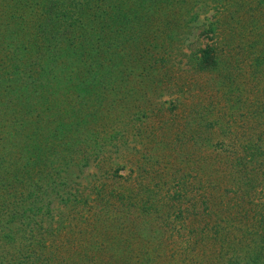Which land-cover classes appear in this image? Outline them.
Instances as JSON below:
<instances>
[{"label": "rangeland", "instance_id": "374dc122", "mask_svg": "<svg viewBox=\"0 0 264 264\" xmlns=\"http://www.w3.org/2000/svg\"><path fill=\"white\" fill-rule=\"evenodd\" d=\"M102 1L107 6V1ZM108 1L114 6L110 14L113 10L114 17L121 21L140 18L144 1L150 2V6L155 2ZM158 1L151 32L135 34L134 39H127L128 33L124 32L105 56L106 66L117 67L125 83L108 90L110 79L105 85L92 87L91 77L87 84L81 82L79 89L70 90L61 88L59 81L52 79L54 82L50 83L51 88L45 90L44 96L35 98L31 95L23 98V105L17 100L19 104L12 105V94L7 100L10 107L0 106V112L6 115L8 112L4 110L11 108L12 118L6 119L14 122L19 117L27 125V137L25 134L22 139L21 134L14 145L27 139L30 149L41 157V166L33 173L38 170L39 174L46 175L49 169L71 166L61 171L63 191L55 202L60 203L64 209L61 212L68 219L83 216L88 219L81 223L80 230L87 234L80 235V246L77 247L80 252L90 250L86 244L97 240V230L94 232L92 226L100 223L97 214L106 221L120 213L117 217L121 219L119 223L123 222L121 233L125 237L131 233L130 223L138 226L139 238L132 239L130 249L140 250L149 264H210L215 257L213 245L196 247L192 254L185 252L189 239V227L185 231V213L179 222L167 213L172 218L170 227L164 223L160 225L155 213L146 215L137 201H147L150 190L156 188L154 197L167 208L169 198L166 197L182 195L199 187L202 172L213 173L217 175V181H224L213 165V156L217 155L215 150L218 149H210L205 144L199 148L185 145V136L203 129L207 133L201 132L203 142L219 141L223 137L224 123H238V128L243 124L244 131L254 123V118L249 116L254 111L250 103L259 96L264 97V0ZM0 2L1 21L5 26L10 22L12 27L20 28L12 17H17L15 13L22 10L21 0ZM35 8L25 27L23 24L21 27L28 42L33 39L31 27L44 17L40 15L42 5ZM211 25L214 32L210 31ZM209 45L218 51L220 63L209 71H199L195 66L200 55L198 51ZM56 67L52 64L50 73ZM35 69L32 67L30 71ZM33 75L34 81L42 80L43 83L51 78ZM102 75L104 80L106 73ZM47 93L52 96L48 97ZM32 106L35 111L29 112ZM83 117L87 121L72 134L71 129ZM58 129L62 130L55 134ZM65 133L69 137L63 139ZM94 147L101 148L98 159L78 167L84 156L92 154ZM84 149L88 152L83 153ZM25 150L24 147L23 152ZM52 154L64 162H56L54 158L46 160L49 167L44 169L46 157ZM189 154L193 156L192 162ZM69 193L75 195L70 204L63 198ZM129 194L136 207L119 206V197L126 203L125 197ZM262 198L264 186L260 192ZM185 205L183 200L184 212L188 208ZM146 230L148 234L159 230V238L153 234L154 240L148 239L144 236ZM241 231L232 232L240 234ZM67 234L61 238L75 235L68 231ZM134 235L133 232L130 236ZM96 261L101 260L97 257Z\"/></svg>", "mask_w": 264, "mask_h": 264}, {"label": "trees", "instance_id": "16d2710c", "mask_svg": "<svg viewBox=\"0 0 264 264\" xmlns=\"http://www.w3.org/2000/svg\"><path fill=\"white\" fill-rule=\"evenodd\" d=\"M104 1H107V6L102 0H21L22 10L15 13L17 17H12L20 28L12 27L10 22L5 26L0 17V106L10 107L7 100L12 94L15 98L11 99L12 105L19 104L17 101L23 105V98L31 95L35 98L44 96L45 90L50 89V83L54 82L52 79L59 81L61 88L70 90L79 89V84H87L91 77L92 87L105 85V81L110 79L108 90L125 83L117 67L106 66L105 56L124 32L128 33L127 39H134L135 34L151 32L159 1L155 0L153 6L144 1L140 18L127 21L114 17L113 10L110 14L114 6L108 0ZM38 5H42L44 13L41 11L40 15L44 17L31 27L34 29L33 39L28 42L29 39L21 33V27L22 24L25 27L27 18L35 13ZM210 31L214 32L213 25ZM198 54L195 66L199 71H209L220 63L218 51L211 45L200 49ZM52 64L57 67L50 73ZM32 67L36 68L35 71H30ZM102 72L106 73L104 80ZM34 73L37 78L44 75L51 78L44 83L42 80L34 81ZM47 96L52 95L47 93ZM250 104L254 111L249 116L254 118V123L248 130H243V124L238 128V123L228 121L222 125L223 137L219 141L203 142L201 132L206 133L203 129L185 136V145L199 148L205 144L210 149H218H214L217 155L213 156V165L224 181H217V175L213 173L207 175L202 172L199 187L182 195L166 197L167 200L169 198L167 208L154 197L156 188L150 190L147 201H137L146 215L155 213L160 225L169 226L172 218L167 213L174 216L176 222L185 213V231L189 227L185 252L192 254L196 247L213 245L215 257L210 264H264V198L260 199L264 186V97L259 96ZM33 107L29 112L35 111ZM9 109L4 110L8 112L6 115L0 112V264H149L140 250L130 249L132 239L139 238L138 226L130 223L128 229H132L131 233L125 237L121 233L123 222L119 223L121 219L117 217L120 213L106 221L97 214L100 223L92 224L94 232L97 230V240L86 244L90 250L80 252L77 249L80 235L87 234V231L80 230L82 220L88 219L86 216L68 219L61 212L60 203L55 202L63 191L61 171L71 166L49 169L46 175L39 174L38 170L33 173L41 166V157L30 149L27 139L14 145L21 134L24 139L27 125L19 117L9 122L6 119L8 116L12 118V110ZM85 121L83 117L77 126L74 125L72 134ZM61 130H56L55 134ZM65 137L69 134H62V138ZM100 149L94 147L92 154L84 156L78 167L98 159ZM192 157L190 155V162ZM53 158L56 162H64L52 154L46 157L44 169L49 167L46 160ZM201 163L207 166L204 161ZM73 197L75 195L71 193L63 196L69 204ZM125 200L126 203L119 197L118 205L123 204L126 209L136 207L130 194ZM183 200L188 207L185 212ZM236 229H242L241 233L234 234L232 231ZM67 231L75 235L61 238V235H69ZM133 232L135 235L130 236ZM153 234L158 239L160 232L155 230L148 234L146 230L144 236L153 241ZM97 257L101 260L99 263Z\"/></svg>", "mask_w": 264, "mask_h": 264}]
</instances>
